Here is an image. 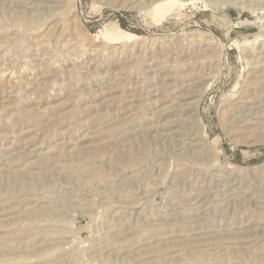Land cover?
Wrapping results in <instances>:
<instances>
[{
  "label": "rangeland",
  "instance_id": "374dc122",
  "mask_svg": "<svg viewBox=\"0 0 264 264\" xmlns=\"http://www.w3.org/2000/svg\"><path fill=\"white\" fill-rule=\"evenodd\" d=\"M0 264H264V0H0Z\"/></svg>",
  "mask_w": 264,
  "mask_h": 264
}]
</instances>
